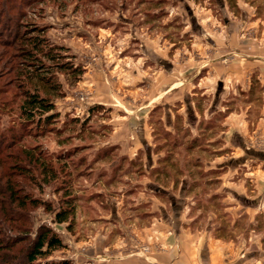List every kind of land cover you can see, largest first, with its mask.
I'll use <instances>...</instances> for the list:
<instances>
[{
    "label": "rangeland",
    "instance_id": "obj_1",
    "mask_svg": "<svg viewBox=\"0 0 264 264\" xmlns=\"http://www.w3.org/2000/svg\"><path fill=\"white\" fill-rule=\"evenodd\" d=\"M75 2L21 6L35 25L47 28L51 43L66 48L73 64H91L95 73L93 91L82 82L84 72L71 85L57 73L62 92L53 99V128L26 140L45 153L74 148L79 165L70 167L82 196L74 224L55 223L42 207L31 213L35 227H50L64 245L52 259L93 248L114 262L131 252L143 256L153 246L144 228L156 218L155 229L221 242L231 262L264 264V84L253 73L249 91L223 93L218 107L215 82L197 86L200 70L211 74L214 64L233 55L235 37L248 44L264 38V0ZM1 5L6 14L0 25L13 15L14 26L13 2ZM7 98L0 96V129L18 123L16 103L1 105ZM72 118L88 119L81 124ZM160 168L162 175L154 174ZM59 183L41 193L28 190L57 207Z\"/></svg>",
    "mask_w": 264,
    "mask_h": 264
},
{
    "label": "trees",
    "instance_id": "obj_2",
    "mask_svg": "<svg viewBox=\"0 0 264 264\" xmlns=\"http://www.w3.org/2000/svg\"><path fill=\"white\" fill-rule=\"evenodd\" d=\"M5 1L13 2L18 21L11 25L13 15H7L0 25V96L8 97L1 102L3 107L8 102L16 103L13 110L17 112L18 123L0 129V264H71L68 259H52L53 253L64 245L50 227L43 224L35 227L31 213L42 207L53 212L55 223H67L68 229L74 224L76 210L82 203V196L73 187L78 173L72 176L70 169L79 167L73 162L75 149L45 153L38 143L30 145L26 140L38 138L43 131L53 128L58 116L53 112V99L62 92L57 73L66 75L71 85L80 79L84 69L73 64L65 47L49 41L44 25H35L28 16L25 8L40 4L42 9L50 0H19L16 5L15 0ZM80 1L76 0L75 5ZM5 10L1 5V16L6 14ZM89 112L93 113L94 107ZM87 119L70 121L83 124ZM104 155V151L98 153L94 162ZM169 156L160 164L167 166ZM162 169L154 174L162 175ZM57 181L60 183L55 190L61 192L57 207L28 190L33 186L41 193L44 186ZM153 189L160 193L158 186Z\"/></svg>",
    "mask_w": 264,
    "mask_h": 264
},
{
    "label": "crops",
    "instance_id": "obj_3",
    "mask_svg": "<svg viewBox=\"0 0 264 264\" xmlns=\"http://www.w3.org/2000/svg\"><path fill=\"white\" fill-rule=\"evenodd\" d=\"M133 40L136 39L133 38ZM234 41L233 55L229 52L226 54L228 55V59L221 60L222 64L216 66L214 64V70H212L211 74L209 70H200L202 75L198 78L197 86L209 80L215 82L216 93L213 95V102L217 103V107L221 104L220 101L223 93L236 94L237 92L246 93L249 91L250 79L253 73H255L259 81L264 84V38H261V42L256 40L253 44H248L247 39L244 37H235ZM237 41L240 46L237 45ZM238 47H242V49ZM203 66L204 64L201 65L200 68H204ZM83 68L84 75L82 76V82H84L86 89L93 91L96 88L93 67L90 64ZM95 77H97V75H95ZM202 92L209 94L205 89H202ZM190 104V102L186 103L188 111L192 110L190 109ZM229 118H232V125L236 117ZM262 157H264V155H262ZM156 221L155 218L152 224L144 228L148 236L147 239L150 243H153V246L150 252L143 254V256H141L142 253L139 251L131 252L128 255L118 257L114 262V260L105 257L106 254L101 248L98 250L97 248H93L76 253L74 252L73 256H61V258L69 259L71 264H82V255L86 261L85 264H238L237 260L233 262L229 260L231 258V251H225L229 250V248L226 249L225 246L221 245V242L217 241L218 243H216L211 240L207 242L202 241L200 239L201 237H199L200 235L198 236L196 234L195 236H191V239L189 236L191 235L190 231L181 232L186 235L184 236L178 231H172L171 228L155 229L154 226ZM155 241L159 242L160 248L155 247L157 246ZM75 251L77 250L75 249ZM78 260L80 263L77 262Z\"/></svg>",
    "mask_w": 264,
    "mask_h": 264
},
{
    "label": "built area",
    "instance_id": "obj_4",
    "mask_svg": "<svg viewBox=\"0 0 264 264\" xmlns=\"http://www.w3.org/2000/svg\"><path fill=\"white\" fill-rule=\"evenodd\" d=\"M142 251H143V252H144V251H146V252H147V249L143 248V249H142Z\"/></svg>",
    "mask_w": 264,
    "mask_h": 264
}]
</instances>
